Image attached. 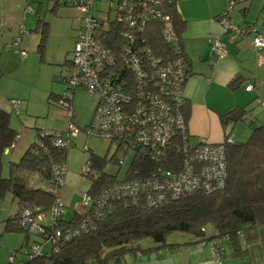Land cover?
<instances>
[{
    "label": "built area",
    "instance_id": "obj_1",
    "mask_svg": "<svg viewBox=\"0 0 264 264\" xmlns=\"http://www.w3.org/2000/svg\"><path fill=\"white\" fill-rule=\"evenodd\" d=\"M58 1L77 8L80 24L69 71L64 78L67 89L56 100V104L65 110L66 130L58 132L47 129L43 134H53L55 147L67 148L72 137L80 133L71 103V89L80 86L97 94L92 118L85 126L86 133L102 136L109 139L110 143L115 141L117 150L122 148L126 152L131 149L133 154L150 157L157 163L169 161L170 148L183 151V156L171 167L159 165L147 177L112 183L95 199L87 191L84 192L81 197L83 208L94 200L92 216H100L103 207L110 210L114 201L128 200L136 204L141 197L146 205L153 206L167 199L168 195L196 190L209 193L221 189L227 174L223 141L211 143L200 138L194 146L188 144L182 110L186 101L183 91L189 75L188 62L180 48L169 13L161 10L162 0H108L109 11H114L113 17L109 14L103 17L94 15L91 12L94 0ZM232 3L233 0H230L229 5ZM111 20L120 23L122 27L118 38L121 44L117 52L103 45L96 36L99 27L107 25ZM154 21L160 26L159 36L167 44L166 51L152 46L148 38ZM218 21L224 31L229 32L230 39L252 32V46L257 51L264 50V33L255 31L249 23L235 22L228 9L219 14ZM19 43L20 37H14L6 43V49L19 47ZM211 48L217 56L227 54L225 43L215 37L211 41ZM18 51L22 56L27 53L22 48ZM257 58L264 65V55ZM246 88L249 90L252 86L247 85ZM10 103L14 109L19 106L18 99H11ZM243 117L248 119L249 113H244ZM124 159L116 161L121 165ZM51 165L53 177L61 185L67 164L60 161L52 162ZM88 172L89 165L85 163L82 175ZM63 205L64 201L56 197L46 212L38 209L35 213L29 208L23 209L19 213L17 225L38 232H49L44 227L47 220L52 226L49 237L54 242H64L71 236L86 232L88 227H93L89 221L90 215L83 217L74 227H59ZM31 252L39 254L40 247L32 246ZM9 253L8 259L12 261L14 252ZM102 264L113 262L107 260ZM217 264H220L219 261Z\"/></svg>",
    "mask_w": 264,
    "mask_h": 264
},
{
    "label": "trees",
    "instance_id": "obj_2",
    "mask_svg": "<svg viewBox=\"0 0 264 264\" xmlns=\"http://www.w3.org/2000/svg\"><path fill=\"white\" fill-rule=\"evenodd\" d=\"M176 3L177 0H162L161 10L169 13L182 49L180 34L185 25L177 11ZM54 4L66 5L67 3L53 0ZM38 20L41 31L38 52H41L47 33V21L44 18H38ZM121 28L120 23L111 20L107 25L99 27L96 36L103 45L117 52L121 44V40L118 39ZM159 30L158 22L154 21L148 38L152 46L155 48L158 46L164 50L166 43L160 38ZM166 49L168 50L167 47ZM70 60L71 58H68L63 63L69 66ZM237 83L239 81L236 79L232 85ZM66 89L67 86L64 90ZM73 89H71L72 92ZM60 95L62 93L58 96ZM58 96L54 95L55 104ZM185 105L186 103H183L182 109ZM246 112L243 107L237 111L232 110L223 114L221 121L226 124L230 121L234 123L245 120L243 114ZM10 114V110L0 107V201L7 193H10L16 203L14 213L4 220L3 228L6 231H22L24 238L19 247L10 249L9 252H14L15 256L12 261L8 259V262H14L16 257L25 255V260H18L15 263L102 264L112 260L113 264H118L119 258L126 251H135L140 248L139 239L151 238L157 245L169 244L165 242L166 235L174 230L189 232L197 237L205 236L204 227L211 224L214 232L204 239L209 240V244H213V256L216 262L251 264L247 245L257 240L255 229L259 225H264V122L252 127L250 134L243 142H229L227 138L223 140L227 174L221 189L209 193L196 190L191 193L168 195L167 199L153 206L146 205L141 197L136 204L128 200L114 201L110 210L103 207L104 210L100 216H92L94 200H91L89 205L80 212L73 210L69 217L64 215L66 207L64 203L62 215L58 220L59 227L62 229L74 227L88 215L93 227H88L86 232L71 236L64 242H54L49 237L52 229L49 221L44 222V227L49 232H38L29 227L17 225V219L19 213L26 208L35 213L38 209L44 212L50 209L54 199L58 197L61 186L53 177L51 164L66 162L67 151L71 144L67 148H57L53 144V134L46 135L43 134L45 130L36 129L34 138L23 151V155L17 161L11 160L7 175H3L2 154L6 148L15 143L17 138V130L10 123ZM84 149L88 150L87 146ZM169 154V161L157 163L150 157H142L134 153L130 165L124 172V177L119 178L117 174H109L104 170L105 156L89 152L85 159V163L89 165V172L83 175L90 179L86 191L92 195V199H95L106 186L112 183L147 177L159 165L171 167L183 156V151L170 148ZM109 159L118 163L115 153ZM31 235H36L34 237L38 238L33 239ZM44 243L50 245V252L43 250ZM32 246L40 247V253L34 255L31 252Z\"/></svg>",
    "mask_w": 264,
    "mask_h": 264
},
{
    "label": "crops",
    "instance_id": "obj_3",
    "mask_svg": "<svg viewBox=\"0 0 264 264\" xmlns=\"http://www.w3.org/2000/svg\"><path fill=\"white\" fill-rule=\"evenodd\" d=\"M229 1L177 0L176 3L177 11L185 25L180 34L181 47L189 63V75L185 80L183 91L186 105L182 110L190 146H194L200 138L213 143L226 138L229 142L240 141L238 132L240 135H249L252 127L264 122V65L260 64L257 58L259 55H264V50L257 51L252 46V32L230 39L229 32L224 31L218 16L228 9ZM228 10L235 22L249 23L253 25L255 31L264 33V0H233ZM91 12L93 13V4ZM105 14H109V8ZM238 16L240 18L236 20ZM38 18H44L47 21V33L41 52H38L41 38ZM79 24L80 12L72 5H53V0H0V51L6 48V43L19 36V47H12H17L18 53L19 48L26 50L25 48L33 47V51L40 57L39 61L48 63L49 68L52 67L50 76L54 80L51 88L59 93L63 87L59 84L55 88L53 82L65 81L69 66L63 62L66 60V50L69 46H65V40L64 43L58 40L55 47L51 48L50 39L52 41L58 30H61L65 36L68 35V42L71 44L76 38ZM214 37L225 43L226 55L217 56L214 53L211 48ZM27 53L24 56L19 53L20 58L13 65L7 66L5 57L0 56V74L8 73L27 63L33 58ZM236 79L239 83L232 85ZM249 84L252 85L251 90L246 89ZM15 96L16 94L11 90L2 87L0 82V107L11 112L14 110L19 115L22 101L19 100L17 109H14L10 103ZM242 107L250 113L248 119L243 121L248 123V131L244 126L241 127V121L234 123L230 121L226 124L221 121L223 114L232 110L237 111ZM11 121V126L20 133L17 131L15 143L6 148L2 154L7 159V173L9 162L17 161L15 159L23 155V151L35 135L30 130H25L23 133V128L19 129L17 124ZM22 133L25 137L19 141ZM8 194L10 193H7L0 201V221L3 225L4 220L9 218L16 209L12 196L8 205L2 204ZM65 205L64 213L67 208L70 209V212H67L68 215L64 214L67 217L73 210L81 211L72 204L67 206L65 203ZM255 230L257 240L248 243L247 252L251 264H264V225H259ZM17 232L20 231H6L4 228L0 230V264H16L18 260H25V255H21L16 257L14 262H8L10 249L19 247L23 242L24 235L21 238ZM209 235L211 234L206 232L205 236H195L194 239L185 242L187 245L182 247L168 245L167 248L165 247L167 244H155L148 249L140 247L135 251H126L119 258L118 264H217L212 245L209 244V240L204 239Z\"/></svg>",
    "mask_w": 264,
    "mask_h": 264
},
{
    "label": "rangeland",
    "instance_id": "obj_4",
    "mask_svg": "<svg viewBox=\"0 0 264 264\" xmlns=\"http://www.w3.org/2000/svg\"><path fill=\"white\" fill-rule=\"evenodd\" d=\"M106 1V0H105ZM108 1V0H107ZM93 14L103 17L108 10V2H103L100 0L93 1ZM114 11H109V16L113 17ZM48 18V14L46 15ZM240 17H236L238 20ZM58 40H61V43H64L68 47L66 50L67 57L70 59L72 57V48L74 42L69 44L68 35H64L61 30L53 37L50 43L51 48L55 47V44ZM25 48V47H24ZM27 50V55H31L33 58L30 59L27 63H24L18 68L13 69L12 71L4 74H0V82H2V87H5L7 90H11L12 93H15V99L21 100L22 107L19 115L12 110L10 114L11 122H15L17 127L20 129L30 130L31 133H35L36 129H51L55 131H64L66 130L67 120L65 117V110L59 104H55L54 95H59L64 92L67 84L64 81L53 82L55 88L57 85L63 87L59 93L51 88L52 81L54 80L50 76L51 68L48 63H42L39 61L40 57L33 51V47L25 48ZM0 56L5 57L6 66L13 65L17 59L20 58L19 53L17 52V47L12 48H3L0 51ZM46 68V69H45ZM57 93V94H55ZM97 101V94L91 93L84 87H74L73 95L71 98V103L74 110V120L77 126L80 128V133L77 136L72 137L71 147L68 148V154L66 158L67 169L65 173V179L61 186L59 187L58 198L65 201L67 206H76L77 209L82 210L81 197L83 193L88 189L90 184V179L82 175V168L85 166V159L89 152H92L95 155L105 156V164L103 166L104 170L109 174H117L119 178L124 177V172L131 163L133 157V151L131 149L124 152V150L119 148L116 150V142H109V139H106L99 135H94L91 133L85 132V126L90 122L92 118V112L95 108ZM241 121V127H245L248 131L249 126L247 122ZM253 125V124H252ZM17 130V129H16ZM234 128L232 129L233 132ZM19 132V130H17ZM20 133V132H19ZM23 133L19 141L23 139ZM238 137H241L240 141L247 139L248 134L240 135L238 132ZM23 137V138H22ZM29 143V142H28ZM110 143V145H109ZM84 146H87L88 150L84 149ZM84 149V150H83ZM115 153V159H122V164H118L109 159L112 154ZM18 157L15 160H18ZM3 175L7 174V159L6 156H3ZM10 194L3 199L2 204L8 205L10 200ZM70 204V205H69ZM70 212V209L67 208V212ZM3 222L0 221V230L2 231ZM212 225L205 226V232L211 234L213 231ZM4 232V231H3ZM21 238L24 233L22 231L17 232ZM33 239L36 235H31ZM20 238V239H21ZM24 238V237H23ZM195 236L189 232L176 231L170 232L166 235L165 241L167 244L165 247L177 246L182 247L187 245L189 240L194 239ZM18 240V239H17ZM22 241V240H21ZM37 241V240H36ZM21 243V242H20ZM19 244V243H18ZM139 247L143 249H148L150 246L155 245L156 243L150 238H142L138 240ZM169 245V246H168ZM44 251L50 252V245L44 243L42 246ZM161 248V247H160ZM11 264V263H9Z\"/></svg>",
    "mask_w": 264,
    "mask_h": 264
},
{
    "label": "clouds",
    "instance_id": "obj_5",
    "mask_svg": "<svg viewBox=\"0 0 264 264\" xmlns=\"http://www.w3.org/2000/svg\"><path fill=\"white\" fill-rule=\"evenodd\" d=\"M228 7H230V5L228 6ZM229 9V8H228ZM73 49V48H72ZM250 85V84H249ZM252 86V85H251ZM247 89V88H246ZM252 89V88H251ZM251 89H249V90H251ZM248 112V111H247ZM249 113V112H248ZM249 115H250V113H249ZM246 119V118H245ZM110 142V141H109ZM211 143H213V142H211ZM109 145H110V143H109ZM66 169H67V167H66ZM65 179V178H64ZM61 201H63V200H61ZM64 203H65V201H64ZM82 205V204H81ZM83 207V206H82ZM83 210V209H82ZM139 253V251L137 252V254ZM10 254V253H9ZM9 257V256H8Z\"/></svg>",
    "mask_w": 264,
    "mask_h": 264
}]
</instances>
